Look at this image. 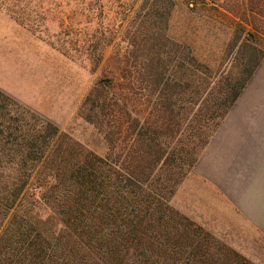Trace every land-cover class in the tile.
<instances>
[{
    "label": "trees",
    "instance_id": "trees-1",
    "mask_svg": "<svg viewBox=\"0 0 264 264\" xmlns=\"http://www.w3.org/2000/svg\"><path fill=\"white\" fill-rule=\"evenodd\" d=\"M225 10L238 19L230 51L242 67L227 83L221 120L264 59V0ZM154 14H163L156 4L146 16ZM158 46L135 49L145 56L139 77L127 64L103 71L78 108L104 156L43 120L32 131L0 128L13 136L0 141V165L12 174L0 180V264H252L170 205L198 153L181 142L179 84L168 75L174 51Z\"/></svg>",
    "mask_w": 264,
    "mask_h": 264
},
{
    "label": "rangeland",
    "instance_id": "rangeland-1",
    "mask_svg": "<svg viewBox=\"0 0 264 264\" xmlns=\"http://www.w3.org/2000/svg\"><path fill=\"white\" fill-rule=\"evenodd\" d=\"M247 1L0 0V25L8 32L6 40L0 38V59L8 61L11 68L6 74L8 82L22 81L27 87L15 92L0 88V128L32 131L43 120L89 151L104 156L102 136L78 116V108L103 71L127 64L137 66L133 75L139 77L137 69L145 56L135 49L156 44L163 52L174 51L169 55L168 75L179 84L173 85V91L180 99L176 105L183 131L181 142L197 146L198 160L224 119L220 117L228 105L227 83L235 81L242 67L237 50L230 51L238 19L225 9ZM153 4L163 14L147 18ZM177 64H183L187 71L175 70ZM182 71L186 72L182 75ZM17 88L13 85L14 90ZM253 90L264 91V59L239 97ZM145 95L140 86V110ZM208 136L203 147L199 141ZM11 137L1 135L0 141L9 142ZM4 165H0V180L4 177L6 181L12 174L3 169ZM195 166L185 165L187 173L170 200L180 214L182 205H199L185 188ZM209 233L252 264H264V236L263 240L251 235L248 241L226 242L220 237L229 238V231Z\"/></svg>",
    "mask_w": 264,
    "mask_h": 264
},
{
    "label": "crops",
    "instance_id": "crops-1",
    "mask_svg": "<svg viewBox=\"0 0 264 264\" xmlns=\"http://www.w3.org/2000/svg\"><path fill=\"white\" fill-rule=\"evenodd\" d=\"M7 36L0 25L1 40ZM10 71L8 61L0 59V88L10 92L27 89L22 81L8 82L6 74ZM13 85L18 88L14 90ZM185 188L199 205H182L179 211L197 225L215 235L229 231V238L219 236L226 242L248 241L251 235L263 240V90L248 91L237 99L199 156Z\"/></svg>",
    "mask_w": 264,
    "mask_h": 264
}]
</instances>
